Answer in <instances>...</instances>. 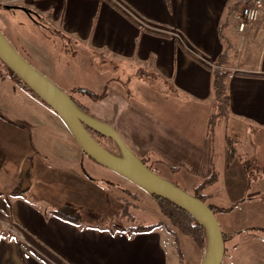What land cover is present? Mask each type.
<instances>
[{
	"label": "crops",
	"instance_id": "1",
	"mask_svg": "<svg viewBox=\"0 0 264 264\" xmlns=\"http://www.w3.org/2000/svg\"><path fill=\"white\" fill-rule=\"evenodd\" d=\"M38 1L29 9L93 60L86 85L68 89L72 97L110 124L140 159L166 168L170 181L178 183L181 175L190 193L214 172L232 186L245 181L238 165L229 164L228 134L218 130L222 122L254 128L259 140L264 134L258 133L264 129V9L243 39L229 15L242 0ZM226 51L229 114L210 133L212 66ZM42 56L39 63L50 67ZM103 62L112 72H101ZM86 165L110 170L83 152L53 109L0 67V194H13L11 200L0 195V264H172L175 251L162 228L132 235L127 227L141 222L97 225L116 212L127 215L125 207L140 194L122 183L119 190L112 182L94 185ZM23 182L26 190L18 188ZM218 184L204 191L216 208ZM65 195L97 208L76 224L33 202L47 205Z\"/></svg>",
	"mask_w": 264,
	"mask_h": 264
},
{
	"label": "rangeland",
	"instance_id": "2",
	"mask_svg": "<svg viewBox=\"0 0 264 264\" xmlns=\"http://www.w3.org/2000/svg\"><path fill=\"white\" fill-rule=\"evenodd\" d=\"M37 3L40 1L0 0V32L29 64L59 89L72 96V92L68 89L71 86L79 89L83 87V84L86 85L84 78L93 73V60L87 57L76 40L71 39L62 31L48 26L46 20L41 18L42 23L38 24L21 9L6 10L3 8L5 5L30 8ZM133 18L137 19L135 15ZM145 23L147 24V22ZM146 24L144 27L148 25ZM43 53L48 63H51L50 67L42 66L39 63L38 58L43 57ZM229 62L231 61L227 63L229 64ZM227 63L224 61L222 64ZM99 66L102 69L101 72L105 70L112 72V68L108 67L107 62H103ZM224 67L221 68L223 71H230L228 66ZM48 68L50 69L49 72ZM217 68L218 65L212 66L213 71ZM111 76L112 74L106 75V77ZM218 124L220 123L218 122ZM220 125L218 135L228 134V149L231 145L233 152V156L231 159L229 158V164L238 165L237 168L241 169L245 176V181L236 186H232L226 176L217 178L219 184L216 189L217 205L215 206L217 208L214 214L225 239L222 264H264V134H260L259 140L258 136L255 137L254 128L239 127L233 129L222 124V122ZM261 132H264V129L258 131V133ZM100 140L115 154L122 155L113 141ZM146 164L150 165L149 163ZM85 170V174H89L95 180L94 185L100 188L112 182L119 190L124 188L122 184H126L131 191L140 194L138 200L129 196L133 203L129 208L125 207L124 210L127 215L124 214L122 217L120 213L116 215V212L109 218L108 222L97 223V225H106L105 227L112 228L119 224L128 225L129 221L145 224L159 223L160 226L158 227L162 228L164 235L172 244V253L175 251L174 258L171 257L172 264H202L206 250L197 247L191 237L184 235L161 214L160 207L153 196L111 170L98 167L91 168L89 165H86ZM153 171L163 179L170 181V174L166 168L154 167ZM217 175L219 176L218 172ZM24 176H22L23 179H25ZM178 178L180 181L175 182V184L189 192V187L183 186L184 179L182 176L180 175ZM18 188L26 190V183L23 182V185ZM62 190L69 191L71 189L62 188ZM19 193L22 192H15V195L20 196ZM0 195L4 200H11L13 194L1 193ZM71 197V195L57 199L54 197L47 205H42L35 200L33 202L38 206L47 207L48 212L51 209L60 208L83 218H89L90 212L97 208L96 204L94 206L90 201H85V198L83 199L85 202L81 204L73 203Z\"/></svg>",
	"mask_w": 264,
	"mask_h": 264
},
{
	"label": "water",
	"instance_id": "3",
	"mask_svg": "<svg viewBox=\"0 0 264 264\" xmlns=\"http://www.w3.org/2000/svg\"><path fill=\"white\" fill-rule=\"evenodd\" d=\"M4 8L6 10L21 9L32 19L36 15L33 10L25 7L5 5ZM0 59L17 73L66 123L87 156L103 167L126 178L150 195L172 201L189 212L207 231L208 243L202 264H222L225 242L215 214L207 204L151 170L126 145L119 133L110 124L82 111L70 95L51 83L29 64L11 46L1 32ZM86 127L112 138L122 155L114 154L101 146Z\"/></svg>",
	"mask_w": 264,
	"mask_h": 264
},
{
	"label": "trees",
	"instance_id": "4",
	"mask_svg": "<svg viewBox=\"0 0 264 264\" xmlns=\"http://www.w3.org/2000/svg\"><path fill=\"white\" fill-rule=\"evenodd\" d=\"M240 4H241V1L239 3H236L233 6V9L230 10L229 15L233 16L234 11L237 10V8L239 7ZM3 8H4V6H3ZM37 16L39 17V15L36 14L34 16V19L36 20V22L38 24H41L42 23L41 17H39V19L37 20ZM228 57H229L228 56V51H226L222 55V58L220 59V61L218 63V68L215 71H213L212 92H213V98H214V101H215V105H214V112L211 115L210 120H209V130H210V133H213L214 132L215 127L217 126L219 120L222 119V118H224V117H226L229 114V98H228V90H227L226 81H227L228 77L230 76L231 71H229V70H224L223 71L221 69V68H225V67H222V63L224 61L227 62ZM0 67L3 68V69H5L6 70V73H10V75L26 91H28L33 96H35L37 99H39L41 102H43L45 105H47L48 107H50L29 85H27L23 81V79L17 73H15L1 59H0ZM71 98L73 99V101L76 103V105L82 111H84L88 115H91L94 118H96L94 115H92L88 111V109L85 106H83L80 103H78L72 96H71ZM86 129L88 130V132L92 135V137L101 146H103L105 149L109 150L110 152L114 153L112 150H110L105 145H103V143L100 140V139H106V140L108 139V140L113 141L115 143V141L112 138L108 137L105 134H102V133H99L97 131H94V130L88 128V127H86ZM116 146H117V144H116ZM228 151H229V158L231 159V157L233 156V152H232V149H231V145H230V149H228ZM142 161L146 164V162L144 160H142ZM147 166L151 170H153V168H152L151 165H147ZM178 170H179V168H172L171 169V171H174V172L175 171H178ZM216 180H217V174L214 172L210 178H208L206 181L202 182L196 188V190H194V192L192 193L195 197H197L198 199H200L201 201H203L205 204H207V206L209 208H211L214 213H215L216 207H214L213 205L207 203V201H206L207 200V197H206L207 195L204 193V191L209 186H211L212 184H214L216 182ZM171 182L175 184V182H173V181H171ZM151 196H153V195H151ZM153 198L156 200L158 206L160 207V211H161L162 215L165 218H167L168 220H170V222L174 225V227H176L184 235H186L188 237H191L193 239L194 243L197 245V247H199L200 249H204V251H205L206 248H207L208 237H207V231L204 228V226L201 225L189 212L185 211L183 208H181L180 206H178L174 202L169 201V200L164 199V198H161V197H158V196H153ZM54 213L58 217L62 218L63 220H66L68 222H72V223H76V224H79L81 222L80 215H74V214L65 212V211H63L60 208L57 209ZM158 226H160L159 223H155V224H152V225H146V224H142V223H136V224H134V225H132L130 227H127L128 229H126V231H129V233L133 235V234L150 232V231H152L153 229H155ZM114 227L115 228H123V226L121 224L116 225ZM222 237H223V240L225 242L223 232H222Z\"/></svg>",
	"mask_w": 264,
	"mask_h": 264
},
{
	"label": "built area",
	"instance_id": "5",
	"mask_svg": "<svg viewBox=\"0 0 264 264\" xmlns=\"http://www.w3.org/2000/svg\"><path fill=\"white\" fill-rule=\"evenodd\" d=\"M264 9V0H242L234 13L237 30L243 39L247 38L254 24L258 21Z\"/></svg>",
	"mask_w": 264,
	"mask_h": 264
}]
</instances>
